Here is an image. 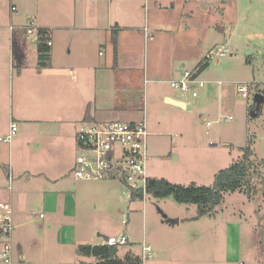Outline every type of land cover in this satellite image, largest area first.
I'll return each instance as SVG.
<instances>
[{"label":"crops","instance_id":"1","mask_svg":"<svg viewBox=\"0 0 264 264\" xmlns=\"http://www.w3.org/2000/svg\"><path fill=\"white\" fill-rule=\"evenodd\" d=\"M13 5L18 14L10 8V22L0 24V30H8L11 39L0 59L5 63L4 79L0 80V133H9L12 122L17 123L18 130L14 141L8 143L9 149L0 145V202L11 204L15 227L40 220L41 235L58 236L56 228L62 220L72 226V246L104 243L113 235L102 234L96 206L90 208L99 197L92 189L97 183L73 176L76 149H80L79 124L88 113L96 122L146 121L148 104L183 115L192 102L185 93L172 89L170 82L179 79L185 70L196 71L208 52L226 45L234 28L246 25L251 7L241 0H116L103 23L96 7L87 2L81 23L74 13L69 22H63L62 16V23L53 24L43 17L37 23L34 14L23 17L19 4ZM31 16L38 27L50 31L51 60L47 67L38 64L37 43L33 45L35 41L29 39L21 42L17 37V31L24 29ZM146 32L151 39L146 38ZM103 48L108 54L104 60ZM14 59L18 67L15 73ZM206 69L197 76L200 78ZM118 88H129L131 92L144 88L142 110L120 107ZM146 88H155L156 93L150 94ZM173 121L181 137L193 127L190 120L181 117H173ZM158 123V127L149 129L150 135L163 132L162 121ZM149 157L151 164L158 158L154 151ZM3 166H8V181ZM79 213L84 215L76 218ZM166 216H172L168 220L172 223L180 220V215ZM33 235L27 234L30 239ZM41 235L42 243L47 241ZM12 241L16 257L24 256L32 262L17 252L14 236ZM171 246L178 248L174 241Z\"/></svg>","mask_w":264,"mask_h":264},{"label":"rangeland","instance_id":"2","mask_svg":"<svg viewBox=\"0 0 264 264\" xmlns=\"http://www.w3.org/2000/svg\"><path fill=\"white\" fill-rule=\"evenodd\" d=\"M115 1L0 0V24L10 22L13 3L19 4L23 17L28 14L37 15V23L43 17L47 22L59 24L62 23V16L63 22H69L74 13L76 21L81 23L83 5L87 2L90 7H96L100 21L106 23L108 11L113 10L111 4ZM241 2L251 7V11L248 10L246 14L249 19H246L245 26L234 28L226 40V46L231 52L210 61L209 67L200 76L205 84L196 85L190 91H182L171 85L172 89L187 95L192 102L191 107L183 115H178L171 110L164 112L157 105L148 104L146 124L152 121L147 125L148 131H152V126L158 127L159 121H162L163 131L156 136L149 132L148 155L154 151L158 156L152 164V158L148 157L146 168L149 174L163 176L175 183L211 185L217 171L228 167L243 155L242 148L248 145L250 139L254 153L264 159V0ZM17 37L21 42L26 39L34 42L25 28L17 31ZM10 43V32L0 30V59L3 58L2 52H7L5 46L9 48ZM103 53L104 60L108 55L104 48ZM16 60L14 73L18 69ZM4 66V61L0 60V80L4 79ZM251 84L257 85L250 88L248 98L244 97L238 87ZM1 87L0 83V90ZM118 89L119 99H122L120 107L137 112L142 110L144 88H138L136 92H131L129 88ZM146 89L150 94L156 93L155 88ZM193 90L197 96L192 94ZM258 92L262 97V111L259 116L253 117L248 106L256 103L255 94ZM173 117L190 120L193 127L181 137ZM208 121H211L210 125ZM0 145L9 149L8 143L0 141ZM12 145L14 147L13 142ZM80 153L82 150L76 149V155ZM7 167H1L6 181ZM92 182L93 185L97 183L92 189L96 190L99 197L90 208L96 206L95 215L101 223L102 234L117 236L125 231L133 241L120 249V255L128 249L141 254V245L145 241L152 242L153 257L144 260V264H264L262 194L250 199L240 191L229 192L216 207L214 214L199 216L196 204L179 203L172 196L159 198L147 192L143 198L131 200L130 189L119 177H104ZM124 213L129 216L127 225L122 222ZM167 213L180 215V220L169 222L173 218L166 216ZM83 215L79 213L76 218ZM58 223H61L56 228L59 235L50 237L41 235L43 225L40 220L14 227L17 252L24 253L33 264H76L80 259L94 260V257L79 255L77 246L71 245L72 226L62 220ZM77 229L79 232L80 228ZM29 233H34V238L30 239L27 236ZM39 235L47 237V241L43 240L42 243ZM172 241L178 244V248H172Z\"/></svg>","mask_w":264,"mask_h":264},{"label":"built area","instance_id":"3","mask_svg":"<svg viewBox=\"0 0 264 264\" xmlns=\"http://www.w3.org/2000/svg\"><path fill=\"white\" fill-rule=\"evenodd\" d=\"M12 12L18 14L17 6L11 7ZM11 25V30L15 29ZM27 33L36 42L40 38L39 27L33 16L29 17L24 26ZM146 38L152 35L146 32ZM52 45V40L47 39ZM231 50L224 44L217 46L206 55V60H213L217 56L227 55ZM171 85L182 91H190L196 85L203 86L205 80L199 78L196 71L185 70L179 79H173ZM257 84L241 85L238 91L249 97L250 88ZM197 96L195 90L192 91ZM208 125L211 121L207 122ZM18 130L16 122H12L10 131L0 137V141L10 143ZM149 131L145 120L139 122L107 121L96 122L83 120L78 127L77 142L82 153L76 157L73 176L77 180H95L104 177H119L132 191L147 193L148 174L146 165L148 161L147 142ZM11 179V177H10ZM130 196V195H129ZM129 216L123 214V224H128ZM14 223L12 219V206L9 202H0V264H33L25 260L24 256L16 257L13 245ZM129 236L121 232L117 236H108L104 243L107 245H126ZM143 261L153 257L152 246L142 242ZM54 264V263H50Z\"/></svg>","mask_w":264,"mask_h":264},{"label":"trees","instance_id":"4","mask_svg":"<svg viewBox=\"0 0 264 264\" xmlns=\"http://www.w3.org/2000/svg\"><path fill=\"white\" fill-rule=\"evenodd\" d=\"M15 6V5H14ZM40 38L37 43L38 64L40 67H47L51 60V45L47 39H51L50 31L46 28H40ZM115 47V60H117V37L115 32L112 36ZM249 61V58H247ZM22 63V61H20ZM209 60H202L196 70L199 75L209 65ZM21 65V64H20ZM251 104L249 109L251 116L257 117L262 111V100H257ZM85 120L94 121L90 114H87ZM243 155L230 163L228 167L222 168L214 175L211 185H200L196 182L189 184L175 183L167 178L149 177L147 181V192L155 197L172 196L179 203L196 204L199 210V216L212 215L216 207L222 203L229 192L240 191L245 193L248 198L253 199L257 194L264 196V159L259 158L253 151L252 140H249L247 146L242 148ZM142 192L132 191L129 198H143ZM129 243V242H128ZM127 245V244H126ZM125 246L107 245L105 243H80L77 245V253L85 257H94V262L78 261L76 264H144L142 253L139 254L131 249L120 255V249Z\"/></svg>","mask_w":264,"mask_h":264},{"label":"water","instance_id":"5","mask_svg":"<svg viewBox=\"0 0 264 264\" xmlns=\"http://www.w3.org/2000/svg\"><path fill=\"white\" fill-rule=\"evenodd\" d=\"M256 97H257V100H258V101L262 100V97H260L259 95H257ZM180 104H182V103H180ZM182 106H183V105H182ZM176 221H178V219H176Z\"/></svg>","mask_w":264,"mask_h":264}]
</instances>
